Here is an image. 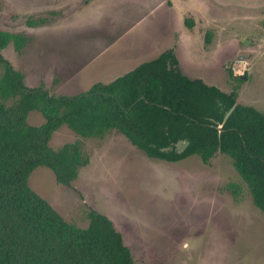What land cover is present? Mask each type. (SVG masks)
I'll use <instances>...</instances> for the list:
<instances>
[{
    "label": "rangeland",
    "instance_id": "1",
    "mask_svg": "<svg viewBox=\"0 0 264 264\" xmlns=\"http://www.w3.org/2000/svg\"><path fill=\"white\" fill-rule=\"evenodd\" d=\"M41 16L44 24H25ZM0 29L30 37L20 52L11 43L2 50L29 87L75 95L172 48L183 74L236 91L238 103L264 112V0H0ZM27 122L44 117L33 110ZM77 139L89 161L70 186L46 166L27 179L65 220L83 227L89 208L105 214L133 264H264V213L228 155L170 162L148 157L114 129L82 138L66 125L49 145Z\"/></svg>",
    "mask_w": 264,
    "mask_h": 264
},
{
    "label": "trees",
    "instance_id": "2",
    "mask_svg": "<svg viewBox=\"0 0 264 264\" xmlns=\"http://www.w3.org/2000/svg\"><path fill=\"white\" fill-rule=\"evenodd\" d=\"M47 20L29 17L25 24L36 27ZM10 43L20 52L30 37L0 29V264H133L105 214L89 208L87 224L78 226L29 187L37 166L50 168L58 183L70 186L88 163L80 139L51 148L49 140L61 125L82 138H102L114 129L148 157L170 162L196 154L208 163L217 153L228 155L264 213V112L238 103L236 91L183 74L172 48L69 96L27 86L2 55ZM228 73L233 77L231 69ZM33 110L43 123L27 122ZM178 142H184L180 150ZM227 187L237 195V185Z\"/></svg>",
    "mask_w": 264,
    "mask_h": 264
},
{
    "label": "water",
    "instance_id": "3",
    "mask_svg": "<svg viewBox=\"0 0 264 264\" xmlns=\"http://www.w3.org/2000/svg\"><path fill=\"white\" fill-rule=\"evenodd\" d=\"M234 76V78H242L243 77V75H233Z\"/></svg>",
    "mask_w": 264,
    "mask_h": 264
},
{
    "label": "crops",
    "instance_id": "4",
    "mask_svg": "<svg viewBox=\"0 0 264 264\" xmlns=\"http://www.w3.org/2000/svg\"><path fill=\"white\" fill-rule=\"evenodd\" d=\"M161 52H162V51H161ZM161 52L157 53L156 56L159 55ZM156 56H155V57H156ZM153 58H154V57H153ZM137 65H138V64H137ZM137 65H135V66H137ZM135 66H134V67H135ZM134 67H133V68H134ZM94 82H95V81H94Z\"/></svg>",
    "mask_w": 264,
    "mask_h": 264
},
{
    "label": "flooded vegetation",
    "instance_id": "5",
    "mask_svg": "<svg viewBox=\"0 0 264 264\" xmlns=\"http://www.w3.org/2000/svg\"><path fill=\"white\" fill-rule=\"evenodd\" d=\"M233 75H234V74H233ZM244 75H246V73L243 74V77H244ZM243 77H242V78H243Z\"/></svg>",
    "mask_w": 264,
    "mask_h": 264
}]
</instances>
